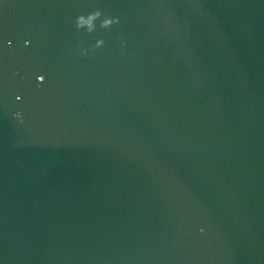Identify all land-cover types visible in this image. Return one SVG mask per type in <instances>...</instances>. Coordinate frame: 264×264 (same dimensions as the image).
I'll return each mask as SVG.
<instances>
[{
  "label": "water",
  "instance_id": "1",
  "mask_svg": "<svg viewBox=\"0 0 264 264\" xmlns=\"http://www.w3.org/2000/svg\"><path fill=\"white\" fill-rule=\"evenodd\" d=\"M0 264H264V0H0Z\"/></svg>",
  "mask_w": 264,
  "mask_h": 264
},
{
  "label": "clouds",
  "instance_id": "2",
  "mask_svg": "<svg viewBox=\"0 0 264 264\" xmlns=\"http://www.w3.org/2000/svg\"><path fill=\"white\" fill-rule=\"evenodd\" d=\"M101 12L100 11H94L89 13L88 15H80L76 19V27L78 29H85L87 32L91 33L95 30L96 28V20L100 18ZM119 23V18L118 17H113V18H106L102 21L101 27L104 28H110L113 24H118ZM27 43V42H26ZM103 41L99 40L97 41L96 47H100L103 45ZM39 80H43V77H39ZM16 116L19 117L20 113H16Z\"/></svg>",
  "mask_w": 264,
  "mask_h": 264
}]
</instances>
